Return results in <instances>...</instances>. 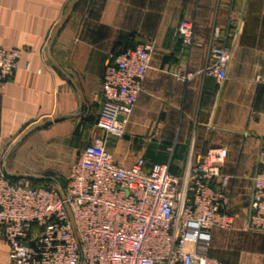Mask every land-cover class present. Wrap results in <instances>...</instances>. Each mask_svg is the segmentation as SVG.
Returning a JSON list of instances; mask_svg holds the SVG:
<instances>
[{"label": "crops", "instance_id": "1", "mask_svg": "<svg viewBox=\"0 0 264 264\" xmlns=\"http://www.w3.org/2000/svg\"><path fill=\"white\" fill-rule=\"evenodd\" d=\"M195 24L194 44L178 28ZM215 30L231 52L227 77L204 73ZM149 42L142 92L121 138L106 150L122 167L169 165L182 176L226 150L216 180L230 199L229 229L213 228L207 257L220 264H264V233L246 230L264 146V0H0V46L21 51L0 87V165L19 179L63 187L94 137L105 65ZM45 184V183H44ZM9 247L0 229V264Z\"/></svg>", "mask_w": 264, "mask_h": 264}, {"label": "built area", "instance_id": "2", "mask_svg": "<svg viewBox=\"0 0 264 264\" xmlns=\"http://www.w3.org/2000/svg\"><path fill=\"white\" fill-rule=\"evenodd\" d=\"M178 31L184 45L193 46L195 24L184 22ZM226 40L214 31L204 69L219 82L231 61ZM151 52L152 45L144 42L106 63L97 122L104 136L94 137L81 153L62 192L13 180L0 165V229L8 264H220L207 251L211 230L232 226L230 199L215 182L227 185L221 175L226 150L200 157L182 176L166 164L147 170L144 159L122 167L106 150L108 137L124 135ZM20 58L21 51L0 46V87L14 76ZM245 229L264 233V146Z\"/></svg>", "mask_w": 264, "mask_h": 264}, {"label": "water", "instance_id": "3", "mask_svg": "<svg viewBox=\"0 0 264 264\" xmlns=\"http://www.w3.org/2000/svg\"><path fill=\"white\" fill-rule=\"evenodd\" d=\"M120 119L122 120L123 118L121 117ZM2 170H3V172H4V174H5L6 176H8V177H10V178H16V176H14V175L8 173V171H7V169H6V163L3 164V166H2ZM19 180L43 181V180H46V179H42V178H34V177H22V178H19ZM49 181L52 182V183H54V184L57 186L58 190H59L60 192H62V188H61V186H59V184H58L56 181H54V180H52V179H49Z\"/></svg>", "mask_w": 264, "mask_h": 264}, {"label": "trees", "instance_id": "4", "mask_svg": "<svg viewBox=\"0 0 264 264\" xmlns=\"http://www.w3.org/2000/svg\"><path fill=\"white\" fill-rule=\"evenodd\" d=\"M13 180H19V179H13ZM31 182L34 183V184H38V185H49V184H46V182H43V181H31Z\"/></svg>", "mask_w": 264, "mask_h": 264}]
</instances>
